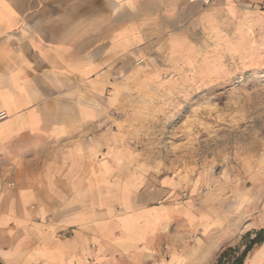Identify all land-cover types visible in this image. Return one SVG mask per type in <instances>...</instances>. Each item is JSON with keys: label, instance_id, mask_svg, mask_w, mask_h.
<instances>
[{"label": "crops", "instance_id": "crops-1", "mask_svg": "<svg viewBox=\"0 0 264 264\" xmlns=\"http://www.w3.org/2000/svg\"><path fill=\"white\" fill-rule=\"evenodd\" d=\"M253 6L264 0H0V264H211L223 236L158 250L156 210L130 198L121 81L174 31Z\"/></svg>", "mask_w": 264, "mask_h": 264}, {"label": "rangeland", "instance_id": "rangeland-1", "mask_svg": "<svg viewBox=\"0 0 264 264\" xmlns=\"http://www.w3.org/2000/svg\"><path fill=\"white\" fill-rule=\"evenodd\" d=\"M204 21L142 56L140 72L121 81L119 115L121 150L134 161L125 170L139 187L129 197L156 210L158 250L223 236L213 264L264 228V6ZM115 224L110 249H120ZM109 260L120 264V254ZM244 264H264V242Z\"/></svg>", "mask_w": 264, "mask_h": 264}, {"label": "trees", "instance_id": "trees-1", "mask_svg": "<svg viewBox=\"0 0 264 264\" xmlns=\"http://www.w3.org/2000/svg\"><path fill=\"white\" fill-rule=\"evenodd\" d=\"M252 233L255 235L251 238ZM248 240L244 243V248L238 246H227L223 248L216 256L213 264H244L248 254L252 249L264 242V228L258 231H249L244 235V240Z\"/></svg>", "mask_w": 264, "mask_h": 264}, {"label": "built area", "instance_id": "built-area-1", "mask_svg": "<svg viewBox=\"0 0 264 264\" xmlns=\"http://www.w3.org/2000/svg\"><path fill=\"white\" fill-rule=\"evenodd\" d=\"M209 1V0H208Z\"/></svg>", "mask_w": 264, "mask_h": 264}]
</instances>
